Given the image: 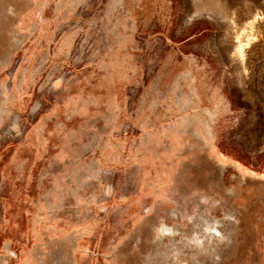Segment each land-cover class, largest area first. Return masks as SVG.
Here are the masks:
<instances>
[{
  "label": "rangeland",
  "instance_id": "1",
  "mask_svg": "<svg viewBox=\"0 0 264 264\" xmlns=\"http://www.w3.org/2000/svg\"><path fill=\"white\" fill-rule=\"evenodd\" d=\"M0 264H264V0H0Z\"/></svg>",
  "mask_w": 264,
  "mask_h": 264
}]
</instances>
